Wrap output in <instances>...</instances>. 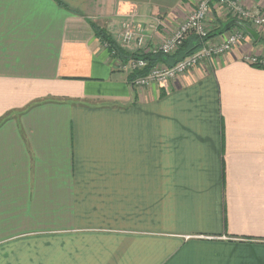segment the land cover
<instances>
[{"label":"crops","instance_id":"obj_1","mask_svg":"<svg viewBox=\"0 0 264 264\" xmlns=\"http://www.w3.org/2000/svg\"><path fill=\"white\" fill-rule=\"evenodd\" d=\"M199 1L0 0V264H264V27L211 5L245 41L143 89L93 29L132 57Z\"/></svg>","mask_w":264,"mask_h":264},{"label":"built area","instance_id":"obj_2","mask_svg":"<svg viewBox=\"0 0 264 264\" xmlns=\"http://www.w3.org/2000/svg\"><path fill=\"white\" fill-rule=\"evenodd\" d=\"M211 5L220 7L224 11L225 16L230 17L237 23L250 24L255 29L264 27V14L259 10L243 7L237 0H200L196 8L190 12L184 22L169 32L168 38L164 43L153 46L139 55H155L158 53L168 56L173 55L190 33L204 40L208 35L206 21L212 15ZM245 39L246 36L243 31L234 29L224 39L216 43H204L197 52L177 63L175 66L167 68L162 64L154 65L146 75L135 77L131 83L134 87L143 89L151 83L160 85L167 81H172L177 76L194 69L198 65L213 62L218 57H221L244 42ZM119 40L125 46L132 45L137 49L146 47L141 32L130 26L123 29L119 35ZM244 61L253 65L259 63L264 64L254 57H246ZM115 65L118 69L130 74L145 69L147 62L141 57H130L125 61L116 60Z\"/></svg>","mask_w":264,"mask_h":264},{"label":"trees","instance_id":"obj_3","mask_svg":"<svg viewBox=\"0 0 264 264\" xmlns=\"http://www.w3.org/2000/svg\"><path fill=\"white\" fill-rule=\"evenodd\" d=\"M233 23H237L234 21ZM95 34L103 41L105 42L109 48L114 51V55L121 59H128L126 54H124L117 46L116 44L109 38V36L104 32V30H101L97 26H93ZM210 38V35L208 34L207 37L204 40H201L199 37L194 35L193 33H190L185 41L183 42L182 46L179 48V50L176 51L175 54L168 56L164 55L162 53H158L155 55H135L132 57H141L147 62V67L141 71L133 72L130 74V79L133 80L135 77L138 76H144L146 73L149 71L151 67L157 64H162L166 66L167 68H171L175 66L177 63L183 61L190 55L194 54L197 52L203 45L204 43L208 42ZM253 65V64H252ZM259 64H254V66H258Z\"/></svg>","mask_w":264,"mask_h":264},{"label":"water","instance_id":"obj_4","mask_svg":"<svg viewBox=\"0 0 264 264\" xmlns=\"http://www.w3.org/2000/svg\"><path fill=\"white\" fill-rule=\"evenodd\" d=\"M241 28H243L245 30V32H247L249 35L251 36H255V33L246 25L243 23H237Z\"/></svg>","mask_w":264,"mask_h":264},{"label":"rangeland","instance_id":"obj_5","mask_svg":"<svg viewBox=\"0 0 264 264\" xmlns=\"http://www.w3.org/2000/svg\"><path fill=\"white\" fill-rule=\"evenodd\" d=\"M132 27H133V26H132ZM133 28H134V29H137L136 27H133ZM230 32H231V31H229V33H230ZM229 33H228V34H229ZM228 34H226V36H227ZM167 38H168V37H167ZM184 41H185V40H184ZM164 42H165V40H164ZM164 42H162V43H164ZM182 44H183V43H182ZM145 45H146V44H145ZM181 46H182V45H181ZM181 46H180V47H181ZM180 47H179V48H180ZM178 50H179V49H178ZM137 55H139V54H137ZM170 56H171V55H170ZM159 65H161V64H159ZM130 74H131V73H130Z\"/></svg>","mask_w":264,"mask_h":264}]
</instances>
